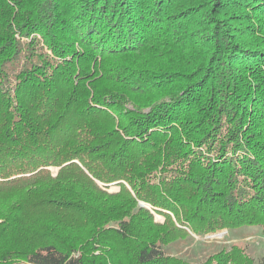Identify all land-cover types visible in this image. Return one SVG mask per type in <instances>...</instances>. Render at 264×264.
<instances>
[{"label": "trees", "instance_id": "trees-1", "mask_svg": "<svg viewBox=\"0 0 264 264\" xmlns=\"http://www.w3.org/2000/svg\"><path fill=\"white\" fill-rule=\"evenodd\" d=\"M242 226L264 237V0H0V264H264L164 252Z\"/></svg>", "mask_w": 264, "mask_h": 264}, {"label": "rangeland", "instance_id": "rangeland-1", "mask_svg": "<svg viewBox=\"0 0 264 264\" xmlns=\"http://www.w3.org/2000/svg\"><path fill=\"white\" fill-rule=\"evenodd\" d=\"M53 176L57 169L50 168ZM117 187L111 185L109 192H114ZM155 220L163 221V218L155 214ZM222 229L214 234L203 236L191 234L186 239H179L170 243L164 250L168 255L180 257L192 263L203 262L208 256L218 252L222 248L229 249L232 244L244 247L245 252L258 263L264 252V237L258 226H242L235 229Z\"/></svg>", "mask_w": 264, "mask_h": 264}, {"label": "water", "instance_id": "water-1", "mask_svg": "<svg viewBox=\"0 0 264 264\" xmlns=\"http://www.w3.org/2000/svg\"><path fill=\"white\" fill-rule=\"evenodd\" d=\"M57 169V168H56ZM116 190H118V188L116 189ZM140 205H144L145 206V204L144 203H142V202H140ZM223 231H226V230H223ZM190 232V231H189ZM191 233V232H190ZM192 234V233H191ZM212 234H214V233H212Z\"/></svg>", "mask_w": 264, "mask_h": 264}]
</instances>
